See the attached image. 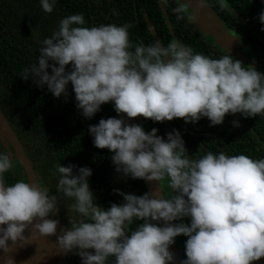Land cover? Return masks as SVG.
Wrapping results in <instances>:
<instances>
[{"label": "clouds", "instance_id": "obj_1", "mask_svg": "<svg viewBox=\"0 0 264 264\" xmlns=\"http://www.w3.org/2000/svg\"><path fill=\"white\" fill-rule=\"evenodd\" d=\"M57 0H39L42 11L53 12ZM167 5L168 0H163ZM221 11H231L228 0H216ZM172 12L188 24L196 10L175 0ZM208 0H196V8ZM264 25V10L258 15ZM131 25L85 26L83 13L62 18L50 36L37 40L39 55L21 70L38 87L47 86L60 98L71 84L76 107L91 119L101 106L112 103L117 117L89 125L93 145L108 149L115 171L122 177L147 182L167 178L170 195L146 191L127 194L105 209L97 202L88 178L92 170L55 165V194L38 182L4 176L15 168L0 144V250L10 253L17 242L29 243L25 230L56 236L57 248L74 252L82 264H177L170 246L187 237L181 264H251L264 257V158L244 154L206 152L188 155L179 130L157 135L127 118L142 116L154 122L183 118L209 126L221 125L225 115L264 116V74L244 67L229 55L213 58L178 39L133 44ZM264 32V27H261ZM50 61L52 63H50ZM71 67L66 71V66ZM51 69V74H49ZM238 127L239 122L232 121ZM64 201L71 214L70 229H60L55 215ZM188 218L189 222H183ZM179 221V222H178ZM136 223L134 228L131 225ZM161 222L163 226H161ZM11 241V244H9ZM6 264H14L7 256Z\"/></svg>", "mask_w": 264, "mask_h": 264}, {"label": "trees", "instance_id": "obj_2", "mask_svg": "<svg viewBox=\"0 0 264 264\" xmlns=\"http://www.w3.org/2000/svg\"><path fill=\"white\" fill-rule=\"evenodd\" d=\"M228 4L231 11H221L216 0H208L209 8L227 29L237 35L242 44L249 46L247 53L242 51L247 56L242 58L244 60L223 49L218 42H212V38H206L195 23L177 20L172 12L175 0H168L167 5L163 3L166 13L159 0H57L50 14L42 11L39 0H0V110L32 168L35 181L48 187L50 195L55 194L58 179L56 164L75 165L74 174L78 168L88 167L92 170L88 178L90 188L98 204L105 209L111 203L123 200L114 193V189L138 196L149 191L144 180L122 177L115 171L108 149L93 145V137L88 133L89 125L97 124L101 118L117 117L112 103L102 105L101 110L88 119L77 109L70 83L68 95L56 98L47 86L38 87L31 78H21V70L39 55L38 38L50 36L59 21L69 14L83 13L85 26L88 27L110 23L131 25L129 38L133 44L141 41L149 44L158 40L166 45L175 38L189 45L194 52L213 58L229 55L242 61V66H252L264 74V32L260 31L264 25L258 20L259 13L264 10V0H228ZM249 58L253 65L247 63ZM70 70V65L66 66V71ZM48 71L51 74V69ZM135 120L146 132L158 129L157 135L165 139L166 133L179 130L192 158L208 151L264 158V116L245 118L239 113L226 114L223 124L216 126H209L207 118H201L196 123H185L183 118L154 122L139 116ZM233 120L239 122L238 127L233 125ZM0 144L11 156L10 149L13 151V147L9 149L1 139ZM11 158L15 168L5 174V182L28 181L21 162ZM167 185L165 178L161 186L166 196L171 194ZM70 216L65 202L61 201L55 215L48 218L58 221L60 234L61 228L70 229ZM183 222L188 223V218H184ZM136 223L130 228H134ZM174 244L179 253L184 252L185 242L181 244L176 237ZM66 256L70 263L71 256L75 264H82L75 251L66 253ZM181 258L184 260L182 255ZM260 261L264 264V257Z\"/></svg>", "mask_w": 264, "mask_h": 264}, {"label": "water", "instance_id": "obj_3", "mask_svg": "<svg viewBox=\"0 0 264 264\" xmlns=\"http://www.w3.org/2000/svg\"><path fill=\"white\" fill-rule=\"evenodd\" d=\"M160 5L162 10L166 13L164 5L161 0ZM184 3H188V7L192 10H196L197 20L195 23L198 27H201L202 31L210 34L218 42V44L234 55L239 56L241 59L245 58L242 53L239 52L236 43V38L229 34L224 28L223 22L218 18L216 14L208 7L202 9L196 8V0H182ZM156 36V35H155ZM120 118H124L128 123L138 124L135 118H127L126 114H120ZM0 139L3 144L10 149V144L13 147V153L10 149L11 156L16 155L17 159L21 162L22 167L26 173L27 179L30 182H36L31 166L26 160L25 154L22 151L17 139L12 132L5 116H3L0 110ZM10 142V144H9ZM13 157V156H12ZM149 191H158L164 196V191L161 186V182L153 181L147 182ZM49 219V218H48ZM161 226L163 223L161 222ZM25 236L29 237V243L24 244L23 242H17L14 250L10 253H4L0 250V264H6L7 256L13 259L14 264H70L66 257V253L60 251L56 246V240L53 236H40L39 233L33 231L29 226L24 233ZM11 244V241H9ZM177 254V258H180V253L175 244L171 245ZM251 264H262L260 260L253 261Z\"/></svg>", "mask_w": 264, "mask_h": 264}, {"label": "flooded vegetation", "instance_id": "obj_4", "mask_svg": "<svg viewBox=\"0 0 264 264\" xmlns=\"http://www.w3.org/2000/svg\"><path fill=\"white\" fill-rule=\"evenodd\" d=\"M196 24V26L198 27V24L197 23H195ZM223 26H225V25H223ZM198 29H199V31L201 32V33H203L204 35H205V37L206 38H212L213 39V41L212 42H215L216 44H217V41L214 39V37L212 36V35H210V34H207V33H205V32H203L202 31V29L200 28V27H198ZM225 29L226 30H228L227 29V27L225 26ZM231 34L233 33V32H231L230 30H228ZM235 38H236V43H237V46H238V50H239V52L240 53H242V54H244V53H247V51H246V48L245 47H241L240 46V39H239V37L237 36V35H235L234 33L232 34ZM242 43V42H241ZM244 53H243V52ZM234 55V54H233ZM234 56H236L237 58H239V59H241L239 56H237V55H234ZM243 60V59H242ZM181 253V255L183 256V258L185 259V255H184V252H180ZM181 255H180V257H181ZM67 257V256H66ZM69 257H67V259H68ZM70 258H71V263H70V261H69V259H68V262L70 263V264H75V262H73V258L70 256Z\"/></svg>", "mask_w": 264, "mask_h": 264}, {"label": "rangeland", "instance_id": "obj_5", "mask_svg": "<svg viewBox=\"0 0 264 264\" xmlns=\"http://www.w3.org/2000/svg\"><path fill=\"white\" fill-rule=\"evenodd\" d=\"M240 46L241 47H245L246 48V50L247 49H249V46H247V45H245V44H242L241 42H240ZM244 55V57L245 58H247V56L245 55V54H243ZM244 60V59H243ZM247 60V59H246ZM245 60V61H246ZM247 63H249V64H254V62H252V60L249 58V60H248V62ZM9 144H10V142H9ZM10 146V148H12V146H11V144L9 145ZM12 153H13V151H12ZM12 156H13V158H17L16 157V155H13L12 154ZM165 195V194H164ZM166 196V195H165ZM58 227V226H57ZM57 235H58V230H57ZM53 237H54V239L56 240V236L55 235H53ZM176 239V238H175ZM186 239H187V237H184V236H178L177 237V240H179V242L182 244L183 242H185L186 241ZM170 251H172V252H174L175 253V259H176V261H177V264H181V262L183 261L182 260V258L180 257L179 259L177 258V254H176V252H175V250L173 249V247H171L170 248ZM180 255V254H179Z\"/></svg>", "mask_w": 264, "mask_h": 264}, {"label": "crops", "instance_id": "obj_6", "mask_svg": "<svg viewBox=\"0 0 264 264\" xmlns=\"http://www.w3.org/2000/svg\"><path fill=\"white\" fill-rule=\"evenodd\" d=\"M201 28V27H200ZM224 28H225V26H224ZM228 31V30H227ZM229 32V31H228ZM229 34H231L230 32H229ZM232 35V34H231ZM233 36V35H232Z\"/></svg>", "mask_w": 264, "mask_h": 264}]
</instances>
